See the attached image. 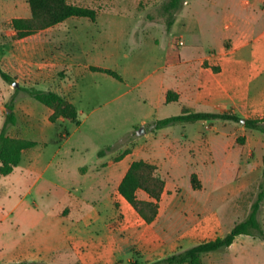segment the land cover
I'll use <instances>...</instances> for the list:
<instances>
[{
	"label": "rangeland",
	"instance_id": "rangeland-1",
	"mask_svg": "<svg viewBox=\"0 0 264 264\" xmlns=\"http://www.w3.org/2000/svg\"><path fill=\"white\" fill-rule=\"evenodd\" d=\"M68 1L93 9L96 20L72 17L21 40L14 38L10 24L3 26V32L0 26V62L15 80L8 84L0 75V131L14 113L16 124L9 137L36 143L23 152L10 175H0V264L13 262L15 250L26 246H34L30 253L36 254L42 234L60 229L53 214L62 203L78 196L81 204L88 205L99 196L111 204L109 188L96 195L91 178L79 173V168L85 173L84 166L93 165L98 152L107 147L111 151L105 156L113 161H151L169 188L154 227L160 232V247L138 248L119 264H149L226 235L234 222L247 217L256 199L264 133L241 122L220 120L206 123L201 134H190L186 140L187 132L179 125L154 132L149 128L154 120L181 110L179 103L159 105L156 95L160 79L169 72L170 49L179 47L180 36L218 47L224 35V0H217L218 12L207 10L208 0H188L190 6L183 0L170 30L163 10L170 0ZM25 8L28 0H16V14ZM104 67L117 71L123 82L99 73ZM19 87L64 96L77 108L80 124L23 90L17 93ZM237 114L244 119L261 117ZM169 130L173 133L164 135ZM170 139L178 141L164 146ZM192 174L201 183L198 190L192 186ZM32 203L40 206L39 215L29 211ZM217 219L221 223L216 226ZM260 220L264 226V204ZM202 260L264 264V240L241 235L230 247L204 254Z\"/></svg>",
	"mask_w": 264,
	"mask_h": 264
},
{
	"label": "crops",
	"instance_id": "crops-1",
	"mask_svg": "<svg viewBox=\"0 0 264 264\" xmlns=\"http://www.w3.org/2000/svg\"><path fill=\"white\" fill-rule=\"evenodd\" d=\"M217 4V0H208L207 10L218 12L215 10ZM223 4L224 10L221 12H224L225 19L221 27L224 35L218 47L205 46L196 43L194 38L179 35L182 38V45L180 43L179 47L169 48L173 56L169 58L166 66L168 74L163 76L158 84L156 94L158 104L179 103L180 113L184 108H188L195 112H234L262 118L263 0H224ZM190 5L191 2L185 0L184 6ZM29 17H31L29 4L23 14H16V0H0L2 32L3 26L10 24L13 19ZM118 81L123 82L122 77ZM169 91L179 95L177 101L166 102ZM206 123L208 122L178 125L181 127L180 131L187 132V136H184L186 140L190 134H201ZM172 127L174 126L161 130ZM187 127L189 131L186 130ZM166 133L173 132L169 130L164 135ZM174 141L178 140L170 139L164 142V146H173ZM136 160L139 159L125 158L113 161L111 156H99L93 165L84 166L85 173L79 168L81 176L91 178L92 189L96 195L109 188L111 204L102 202L99 196L89 201L88 205L81 204L78 196L70 202L62 203L53 214L60 229L42 234L43 243L39 244L38 252L30 253L34 246L32 249L28 246L16 249L14 261L2 264H119L121 261L131 259L133 251L138 248L158 249L161 245L160 232L154 228L158 221L146 223L119 193L120 183L131 163ZM168 193L169 188L166 184L160 204ZM137 197L144 201L150 200L148 194L142 190L137 192ZM29 207L34 216L40 214V206L37 203H32ZM220 223L221 221L217 219L215 225ZM237 223L234 222L231 229Z\"/></svg>",
	"mask_w": 264,
	"mask_h": 264
},
{
	"label": "trees",
	"instance_id": "trees-1",
	"mask_svg": "<svg viewBox=\"0 0 264 264\" xmlns=\"http://www.w3.org/2000/svg\"><path fill=\"white\" fill-rule=\"evenodd\" d=\"M183 0H170L164 7L166 15V25L170 30L176 21V14L182 6ZM31 17L15 18L11 21L10 26L15 31L14 38L21 40L32 36L38 32L52 28L63 23L72 17L89 18L91 21L96 20V12L93 9L70 3L68 0H28ZM264 9V0H263ZM102 73L108 74L118 80L121 76L114 70L101 69ZM0 75L8 83L13 84L14 78L2 68L0 62ZM25 91L30 97L39 101L46 107L55 110L56 113L71 123L77 125L79 122V113L77 108L65 97L53 91H44L37 89L17 88L16 92ZM179 95L169 91L166 96V102L177 101ZM16 95H13L9 106L14 110ZM244 118L234 112H195L191 109L184 108L179 115L158 119L149 124L152 132L165 129L170 126L186 123H205L216 120L241 122ZM16 124L14 113L8 116L7 121L0 131V175H10L16 167L19 166L23 152L26 149L33 148L36 143L28 141H15L9 137V129ZM244 126L247 129L257 130L264 133V117L247 118ZM60 139H63V133H59ZM240 143L244 139H239ZM111 151L107 147L98 152L100 157L105 156ZM191 183L195 190L201 188V183L197 174H192ZM166 181L159 175L158 167L155 164L145 160L133 161L128 172L119 185V193L131 204L137 213L145 220L146 223L152 224L156 221L159 214V204L165 192ZM139 190L144 191L150 197L149 201L140 200L137 197ZM264 204V157L262 178L259 183V190L256 199L251 204L247 217L235 224V226L224 236L204 241L186 250L167 255L157 261L149 264H203L202 256L204 254L220 251L228 248L235 242L236 238L241 235L252 236L264 240V226L260 220L261 209ZM131 264H141L134 261Z\"/></svg>",
	"mask_w": 264,
	"mask_h": 264
},
{
	"label": "water",
	"instance_id": "water-1",
	"mask_svg": "<svg viewBox=\"0 0 264 264\" xmlns=\"http://www.w3.org/2000/svg\"><path fill=\"white\" fill-rule=\"evenodd\" d=\"M14 86H17V83H16ZM8 112H10L9 109H8ZM241 123H242V124H245V119H243V120L241 121ZM143 132H145V129L143 130Z\"/></svg>",
	"mask_w": 264,
	"mask_h": 264
},
{
	"label": "built area",
	"instance_id": "built-area-1",
	"mask_svg": "<svg viewBox=\"0 0 264 264\" xmlns=\"http://www.w3.org/2000/svg\"><path fill=\"white\" fill-rule=\"evenodd\" d=\"M181 45H182V42H181Z\"/></svg>",
	"mask_w": 264,
	"mask_h": 264
}]
</instances>
